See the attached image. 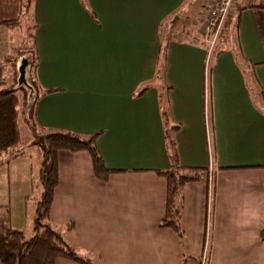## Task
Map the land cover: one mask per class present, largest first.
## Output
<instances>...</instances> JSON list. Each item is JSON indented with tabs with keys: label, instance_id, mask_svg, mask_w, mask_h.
Returning a JSON list of instances; mask_svg holds the SVG:
<instances>
[{
	"label": "crops",
	"instance_id": "obj_1",
	"mask_svg": "<svg viewBox=\"0 0 264 264\" xmlns=\"http://www.w3.org/2000/svg\"><path fill=\"white\" fill-rule=\"evenodd\" d=\"M209 1L29 0L28 18H44L30 44L35 127L100 133L96 147L113 170L101 181L86 151L58 153L49 219L94 264H264V46L255 10L246 7L258 0L233 1L226 39L208 63L199 37ZM79 9L86 33L69 18L46 24L48 15L66 19ZM178 21L181 34L172 33ZM11 28L0 25V84L10 88L15 60L32 52ZM63 32L75 55L67 65ZM172 126L178 163L207 170L180 191L181 235L161 225L166 182L158 172L170 167ZM28 147L0 165V216L31 237Z\"/></svg>",
	"mask_w": 264,
	"mask_h": 264
},
{
	"label": "trees",
	"instance_id": "obj_2",
	"mask_svg": "<svg viewBox=\"0 0 264 264\" xmlns=\"http://www.w3.org/2000/svg\"><path fill=\"white\" fill-rule=\"evenodd\" d=\"M29 0H0V25L14 27L20 24ZM246 7L255 10L257 27L264 46V0L248 3ZM33 59L36 60L35 47H30ZM32 78V76H31ZM33 86L37 84L32 79ZM0 84V159L8 157L2 163L24 152L27 146L35 145L37 163L39 165V183L42 187L41 197L36 202L32 219L33 235L26 239L21 230L11 228L5 216H0V264H54L57 257L69 259L79 264H94L92 259L81 256L74 247L63 238L62 233L53 227L49 219V209L53 200V192L58 184V162L60 151H86L91 159L94 176L105 181L113 170L107 168L96 147V139L100 133L79 135L67 131L45 130L43 140L23 139L22 126L27 128L24 118L25 93L23 90L3 89ZM53 90H46L51 92ZM32 109L30 110L31 117ZM167 122L165 121V126ZM167 127V126H166ZM177 126L166 128L165 137L169 150L170 167L158 172L166 182L165 215L162 226L173 228L181 235L179 224L180 204L178 197L187 183L200 180L207 173L206 168L186 167L178 163L172 130ZM33 185L34 181L32 180ZM73 223L65 224L66 230H72ZM264 238V231L261 232Z\"/></svg>",
	"mask_w": 264,
	"mask_h": 264
},
{
	"label": "rangeland",
	"instance_id": "obj_3",
	"mask_svg": "<svg viewBox=\"0 0 264 264\" xmlns=\"http://www.w3.org/2000/svg\"><path fill=\"white\" fill-rule=\"evenodd\" d=\"M64 2H65V0H64ZM73 8H74V6L72 4L67 9H73ZM64 9H65V6H63V2H62L61 10H64ZM91 9L94 10L92 7H91ZM79 10H80V13H79L80 15L79 14H77L76 16H73V15L70 16L69 15V17L66 16V19H65V14H64L65 12H61V15H56V14L55 15H51V16L48 15L47 16V20H46V24H50L52 22L61 24V23L65 22V20H68V18H69L70 22L74 21V22L78 23L84 30L85 29L84 28L85 27V23H87V20H86V17L84 15L81 16L82 9H79ZM92 10H90V11H92ZM87 16H89V15H87ZM42 19H44L42 16H38V15H35V14H32V13L29 15V18L27 16V14H24L20 24L17 25V26H14L13 28H11L12 36L17 40L19 47H21L24 44L23 47H26L27 49H30V47H31L30 44L32 43V41H34L33 37L34 36L35 37L36 36L39 37V35H41V32L39 33V32H35V31H36V28H37V26H36L37 23H41V26H43L44 22L41 21ZM226 21H225V23H226ZM228 21H232L233 22V20L231 18H229ZM225 23H224L222 31L220 32V34L216 38V41L212 44V47L210 49V53L208 52V54H207L208 55V57H207L208 63H209L212 55L214 53L218 52L222 48V45L220 43L221 39L222 40L226 39L227 35L224 32ZM173 25H174V27L172 29V33L177 32V33L181 34L180 30L182 28L183 23L181 21L180 22L178 21L177 23L175 22V24H173ZM232 30H233L232 26L229 27V30H228L229 32H228V38L227 39H229L232 36V34H233ZM84 32H85V30H84ZM66 35H67V33L65 34V38H64V39H66L67 52H65L64 55L61 57V62L65 63L67 65V62H70V61L72 62L73 61L75 55H74V53L69 51L70 48H69L68 41H67L69 38L66 37ZM177 35H179V34H177ZM199 38H201L203 40V42L208 47V42L206 41L204 35L201 33V29H200V37ZM31 83H32V78H31ZM9 87L10 86L3 85V89H7ZM33 124H34V122H33ZM34 126H35V124H34ZM42 133H44V131H40V130L38 131L37 130V134H39L41 136H44ZM31 136L32 135H31L29 129L25 125H23L22 126V137H23V139L27 140V138L29 139V138H31ZM36 140H39V139H36ZM35 150H36V148L35 149L31 148V146H29L25 150L27 152V154L32 157V162H33L32 163V167H33L32 176H33L34 185L32 187V192L30 194L31 197L28 199V202H27L28 211L30 210V213H32V212L34 213L35 212V206H36L35 204L40 199L41 192H42V187H41V185L39 183V180H38V177H39V173H38L39 165L37 163V157H36V154H35ZM6 158H8V157H1L0 161L5 160ZM2 216H5V214H2ZM15 217L16 216H14V218L12 220H14ZM25 238L28 239V238H30V236H25Z\"/></svg>",
	"mask_w": 264,
	"mask_h": 264
},
{
	"label": "water",
	"instance_id": "obj_4",
	"mask_svg": "<svg viewBox=\"0 0 264 264\" xmlns=\"http://www.w3.org/2000/svg\"><path fill=\"white\" fill-rule=\"evenodd\" d=\"M33 63V54L24 52L15 60L16 79L15 84L10 88L12 91L23 90L25 93L24 118L28 129L34 139L44 140V136L37 134V129L30 118V110L37 97V90L31 83V66Z\"/></svg>",
	"mask_w": 264,
	"mask_h": 264
},
{
	"label": "built area",
	"instance_id": "obj_5",
	"mask_svg": "<svg viewBox=\"0 0 264 264\" xmlns=\"http://www.w3.org/2000/svg\"><path fill=\"white\" fill-rule=\"evenodd\" d=\"M234 0H211L206 3L207 14L201 24V33L208 42V52L223 29Z\"/></svg>",
	"mask_w": 264,
	"mask_h": 264
}]
</instances>
